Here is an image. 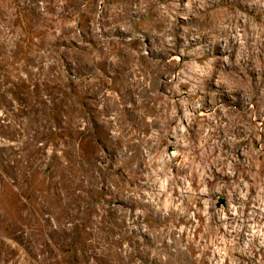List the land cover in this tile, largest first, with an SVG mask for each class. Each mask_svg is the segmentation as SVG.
<instances>
[{
    "label": "rangeland",
    "instance_id": "obj_1",
    "mask_svg": "<svg viewBox=\"0 0 264 264\" xmlns=\"http://www.w3.org/2000/svg\"><path fill=\"white\" fill-rule=\"evenodd\" d=\"M0 264H264V0H0Z\"/></svg>",
    "mask_w": 264,
    "mask_h": 264
}]
</instances>
